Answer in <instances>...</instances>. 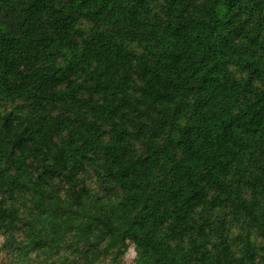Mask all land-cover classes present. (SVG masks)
<instances>
[{
  "label": "trees",
  "instance_id": "trees-1",
  "mask_svg": "<svg viewBox=\"0 0 264 264\" xmlns=\"http://www.w3.org/2000/svg\"><path fill=\"white\" fill-rule=\"evenodd\" d=\"M181 1L167 0L166 19L147 0H0V104L15 103L1 124L0 191L28 195L29 252L74 230L86 243L108 234L104 250L128 239L142 264L254 261L249 242L233 254L224 221L193 214L230 203L264 240V206L227 180L253 161L252 179L239 180L264 189L252 151L264 144V87L254 85L264 61L259 36L244 35L255 13L264 19V0ZM128 114L150 120L151 135ZM88 165L104 196L80 182ZM18 217L0 200L1 232Z\"/></svg>",
  "mask_w": 264,
  "mask_h": 264
},
{
  "label": "rangeland",
  "instance_id": "rangeland-1",
  "mask_svg": "<svg viewBox=\"0 0 264 264\" xmlns=\"http://www.w3.org/2000/svg\"><path fill=\"white\" fill-rule=\"evenodd\" d=\"M203 0H182L178 4V8L187 7L191 9L194 5L199 4ZM148 9L150 13L156 14L162 18H166L167 13L170 11V5L167 4V0H147ZM152 18V17H151ZM167 19V18H166ZM8 21V17L5 11L0 8V25L4 26ZM92 23L87 20H80L78 23V28L84 32H88L92 27ZM248 34L251 37L259 36L260 47L255 49L256 56H261L264 61V19L258 13H255L249 22L248 27L244 30V35ZM244 40V39H243ZM129 48L132 52L138 53L141 48L140 46L129 43ZM231 70L234 75L238 78H243L245 73L237 69L234 65H231ZM254 85L264 87L260 81H255ZM136 96L139 95L137 91H134ZM83 96H87V93H83ZM17 103H20L17 101ZM15 103L12 102H2L0 104V135L3 132L1 130V124H3V116L12 110ZM48 106L47 108H50ZM143 107V106H142ZM58 109H51V113L57 112ZM154 115V114H153ZM132 119H136V124H130V128L134 130L142 129L145 133L144 136L147 138L151 135L147 133V128H150V120L144 119L140 120L135 118L134 115H129ZM12 122H16L15 118L11 119ZM107 128V127H105ZM165 135L159 137L160 140L166 138ZM143 138V137H141ZM139 151L143 150L140 142H135ZM253 154L256 157H260L264 160L263 154L259 152L264 148V144L257 142L253 144ZM253 162V161H252ZM250 162L247 165H237V168L232 169L231 174L227 177L230 180L231 186L235 188L239 186L243 197L245 199L255 198L260 204L264 206V189H254L248 184H244L239 180V178H250L251 169L254 168ZM1 166L3 163L1 162ZM94 165H88L87 172L82 176L79 175L80 182L84 183L91 190L94 189L96 193L102 194L104 196V191L101 186L95 181V174L93 172ZM261 183V182H260ZM0 200L4 201L5 205L13 204L18 206L19 217L15 221L11 232H1L0 231V264H66L68 261H74L75 264H142L139 260V256L136 252L135 245L128 239L125 240L124 245L119 249L116 246L104 250L108 243V234L94 235L91 237L89 243L77 239L74 230L68 232L62 241L58 244H46L42 246L37 251H28L26 247V242L28 240V225L27 222L30 220V200L28 195H23L20 192L10 195L5 192L0 191ZM114 202H108L105 204V197L102 199V206L105 204L106 208ZM26 205V206H25ZM93 206V203H91ZM105 210V209H104ZM204 215L209 218L212 224L217 227L220 226V222L224 221L225 228L223 232L226 234L228 241L230 243L233 254L236 257L242 256L244 253V245L249 242L253 245L255 251V258L251 264H264V240L259 235L258 230L248 222L244 215H238L234 212L233 206L230 203L224 206H214L202 210L201 207H197L193 214L194 218L198 220L199 215ZM98 241L96 246L94 242ZM83 250H93L90 256V261L81 252Z\"/></svg>",
  "mask_w": 264,
  "mask_h": 264
}]
</instances>
